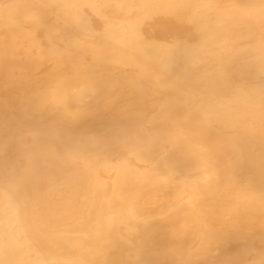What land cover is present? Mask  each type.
<instances>
[{
    "label": "bare ground",
    "instance_id": "bare-ground-1",
    "mask_svg": "<svg viewBox=\"0 0 264 264\" xmlns=\"http://www.w3.org/2000/svg\"><path fill=\"white\" fill-rule=\"evenodd\" d=\"M264 256V0H0V264Z\"/></svg>",
    "mask_w": 264,
    "mask_h": 264
},
{
    "label": "snow or ice",
    "instance_id": "snow-or-ice-1",
    "mask_svg": "<svg viewBox=\"0 0 264 264\" xmlns=\"http://www.w3.org/2000/svg\"><path fill=\"white\" fill-rule=\"evenodd\" d=\"M254 264H264V256H261V258L255 261Z\"/></svg>",
    "mask_w": 264,
    "mask_h": 264
}]
</instances>
